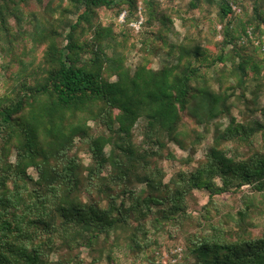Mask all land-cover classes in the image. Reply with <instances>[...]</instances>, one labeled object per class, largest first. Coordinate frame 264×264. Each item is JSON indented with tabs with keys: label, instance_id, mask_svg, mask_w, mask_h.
<instances>
[{
	"label": "trees",
	"instance_id": "obj_1",
	"mask_svg": "<svg viewBox=\"0 0 264 264\" xmlns=\"http://www.w3.org/2000/svg\"><path fill=\"white\" fill-rule=\"evenodd\" d=\"M141 1L140 29L156 20L170 28L154 0H0L2 65L16 66L0 97V264H85L83 249L102 246V256L112 235L110 264L123 237L142 257L152 228L183 231L195 189L209 192L199 220L206 232L189 235L191 262L176 253V264H264V233L248 229L249 199L236 238L211 212L217 195L245 186L264 195V107L248 97L264 86V0L244 16L240 0H192V11L205 1L208 14L215 8L220 39L207 44L198 31L169 43L160 34L174 57L160 68L148 58L128 63ZM103 8L127 12V29L104 24ZM226 116V125L215 122ZM212 125L205 158L166 180L157 160L176 158L169 144L194 149L206 136L200 127Z\"/></svg>",
	"mask_w": 264,
	"mask_h": 264
},
{
	"label": "rangeland",
	"instance_id": "obj_2",
	"mask_svg": "<svg viewBox=\"0 0 264 264\" xmlns=\"http://www.w3.org/2000/svg\"><path fill=\"white\" fill-rule=\"evenodd\" d=\"M155 9L158 13H165L172 19V24L170 28L165 27L160 21H153L151 27L147 26L145 23L142 28H137L135 26V19L139 16L143 18V21L147 19V10L146 2H140V9L137 17H133L129 23V27L134 28L132 30L131 43L132 46L128 51V63L135 67L141 60L148 58L151 60V66L153 68H160L165 64H171L174 61V57L169 55L168 49L165 46V43L161 38H158L160 34L164 35L169 43H179L183 40L184 36L189 33H196L202 31V38L205 43L211 41V45L216 40L220 39L217 33L213 31L212 27L216 25L219 21L215 8L212 7L210 14H208V2H204L203 6L199 10L192 11L189 8V4L192 0H154ZM254 0H240V7L237 6L236 9L238 13L242 16L244 11L248 13L252 12ZM30 9H40V6L36 1H31ZM264 9V8H263ZM125 14L122 16V14ZM120 15L116 14L115 10H109L103 8L100 11V19L104 24L107 23H116V31H121L127 29L125 25L127 21V12H123ZM208 16H205V15ZM185 18L187 19L185 21ZM14 23V21H12ZM220 29V28H219ZM30 45V43H25ZM157 47L154 48V47ZM163 47V48H161ZM161 48V49H159ZM215 51L214 47H211ZM4 59L0 55V97H3L9 94L11 86V75L8 74L16 70L14 66L10 71H7L3 68ZM248 97L254 101L256 106L264 107V86L260 88L257 92L256 97L253 94L248 93ZM254 99V100H253ZM233 113L241 118L238 110L234 109ZM248 114V112H247ZM258 116L261 114L258 113ZM144 122V121H143ZM218 124L226 125L229 122V116L218 119ZM96 133L100 132L101 127L96 123L91 122ZM215 126L212 125L210 130L203 131V127H200V131L205 132V137L202 141L191 148V142H188V147L182 148L177 143H170V150L176 156L175 159L170 160L168 158L158 159L159 163L165 169L167 173L166 180L174 177L176 173L180 170L191 169L199 164L201 160L205 158V154L208 148L211 146L215 131ZM139 131V130H137ZM136 141H141V133H136ZM259 140L260 138L257 137ZM257 145V143H256ZM241 151L250 153L248 147H241ZM195 151V152H194ZM193 152V153H192ZM166 153V152H165ZM80 155L84 158L85 163H89V156L87 155L86 150H81ZM34 171V170H32ZM249 196V198L247 196ZM209 192L207 190L195 189L188 196L189 212L192 213V219L187 220L183 225V231L181 228H177L175 225H169L165 230L156 231L152 228V231L149 233L148 238L151 240L148 246L145 248L144 254L142 257L136 251H132L128 248V245L125 238L121 239L119 242L120 247H114L112 255L115 257L117 264H155L157 260H168L174 257L178 253V260L191 262L189 257V250L187 246V238L190 234L202 232V227H200L199 220L200 216L205 211V206L209 202ZM250 200L253 204L251 213L247 219L249 224L248 229L251 231L252 235H260L264 233V195H261L259 192L253 191L249 186L243 187L241 191L237 192H228L222 195H217L215 197V206L211 205L212 212V222L214 224L219 223L221 220L225 229H229L232 233L236 234L239 231L238 224L235 221L237 218V212L244 207L245 200ZM218 208L219 212L216 211ZM237 220V219H236ZM208 231V227L206 228ZM206 232V230H203ZM114 241V235L111 236L109 243L104 245V254L101 256L100 246L95 251L84 248L81 252L84 257L85 264H110L108 256V249L110 248V243ZM105 240H102L100 245L106 244ZM181 248L178 251V248ZM99 257L98 261L94 262V258ZM75 264V263H70Z\"/></svg>",
	"mask_w": 264,
	"mask_h": 264
},
{
	"label": "built area",
	"instance_id": "obj_3",
	"mask_svg": "<svg viewBox=\"0 0 264 264\" xmlns=\"http://www.w3.org/2000/svg\"><path fill=\"white\" fill-rule=\"evenodd\" d=\"M125 14L123 13L122 16H124ZM143 23V18H141L137 23H135V26L137 28H140L141 24ZM178 251L181 250V248L179 247L177 249ZM177 259L175 257L168 259V260H163L162 262H160L159 264H176Z\"/></svg>",
	"mask_w": 264,
	"mask_h": 264
}]
</instances>
